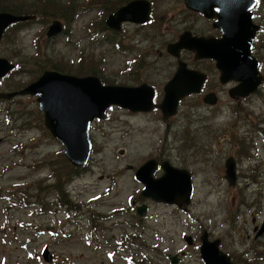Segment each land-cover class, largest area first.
Returning <instances> with one entry per match:
<instances>
[{"label": "rangeland", "instance_id": "rangeland-1", "mask_svg": "<svg viewBox=\"0 0 264 264\" xmlns=\"http://www.w3.org/2000/svg\"><path fill=\"white\" fill-rule=\"evenodd\" d=\"M56 1L79 5L72 21L60 14L58 8L65 5L54 4L59 13L47 16L42 15L40 5L34 19L10 27L0 42V56L19 64L7 77L5 89L23 87L55 62H63L68 64L64 72L70 74L86 75L88 69H96L106 84L149 83L155 90L154 102L159 103L162 87L177 67L166 45L185 30L190 34L211 30L207 22L186 10L183 0H151L153 22L141 28L124 24L119 35L105 27L99 33L96 29L104 26L109 12L128 0ZM258 4L254 12L263 14ZM54 19L66 29L48 39L46 30ZM181 59L190 68H210L209 63H196L188 52H182ZM38 61H46L41 71L36 67ZM217 82L212 72L207 88ZM231 84L219 89L220 100L214 107L201 104L200 96H190L179 104L176 115L165 120L158 109L134 113L110 107L104 118L91 124L93 152L65 189L71 200L66 207L56 204L58 194L46 186L53 179L48 178L53 167L42 161L62 154L63 147L45 128L36 96L8 104L0 101V264H42L37 255L45 245L56 257L54 264H127L126 258L134 255L138 259L142 253L154 260L152 264H170V256L176 252L177 264H202L198 246L204 229L211 237L221 238V247L229 249L236 264H244L237 256L240 253L251 257L252 252L244 253L250 247L264 251V235L254 239L253 231L264 220V138L258 133L264 129V92L249 96L238 111L230 108L227 89ZM191 120L196 124L192 131L205 134L236 130L240 125L246 140L239 145V181L235 186L227 184L221 170L226 157L233 155L230 140L201 152L190 150ZM148 158L168 160L192 173L194 193L186 210L133 198L142 187L134 179V170ZM40 187L47 188L39 191L38 197L30 196ZM141 203L147 204L146 215L138 217L141 223L134 228L128 223L138 221L135 208ZM93 210L104 220L91 221L88 215ZM134 229L143 238L141 247L146 248L115 250L118 239ZM186 235L194 240L190 246Z\"/></svg>", "mask_w": 264, "mask_h": 264}, {"label": "water", "instance_id": "water-1", "mask_svg": "<svg viewBox=\"0 0 264 264\" xmlns=\"http://www.w3.org/2000/svg\"><path fill=\"white\" fill-rule=\"evenodd\" d=\"M264 3V0H262ZM187 8L200 11L206 17H216L213 25L221 30L220 38L195 37L189 31L183 32L178 40L167 45V51L179 57L181 49L195 51L196 58H210L220 71L219 80L225 84L230 80L238 84L229 89L233 98L246 97L253 93L263 82L258 71V62L251 55V47L258 26L253 23V9L256 0H184ZM214 8L217 11L214 12ZM150 2L131 0L111 13L105 20L106 26L119 30L121 22L144 23L149 19ZM30 15H16L0 12V38L11 23L32 19ZM62 24L54 20L46 32L47 37L60 33ZM14 64L0 57V78ZM205 80V74L190 69L182 60L173 76L163 86V98L157 107L163 118L177 111L181 98L198 93ZM38 93V109L44 113V125L64 146V155L68 161L78 167L84 165L91 153L92 143L89 128L94 118H104L110 105H119L132 112H146L153 109V88L142 83L138 86L102 84L96 76H73L55 70L44 71L35 81L20 90L0 93V98L9 99L15 95H35ZM208 104H215L214 93L203 97ZM2 138H0V143ZM163 173L153 177L157 167L155 159L146 160L136 171L135 177L143 183L141 194L158 202L176 205L182 208L189 204L193 185L189 170L172 166L168 161L160 164ZM225 177L230 184L235 183V162L228 157L225 162ZM144 204L137 207L140 216L145 214ZM264 232V221L256 237ZM200 244V256L203 264H232L229 256L219 249V238L208 239L203 231ZM191 243V237H185ZM43 257L51 261L48 248L43 249ZM175 263V257L172 259Z\"/></svg>", "mask_w": 264, "mask_h": 264}, {"label": "flooded vegetation", "instance_id": "flooded-vegetation-1", "mask_svg": "<svg viewBox=\"0 0 264 264\" xmlns=\"http://www.w3.org/2000/svg\"><path fill=\"white\" fill-rule=\"evenodd\" d=\"M258 7H260L261 9H264V4L259 3ZM193 13H194V16H196L197 18H201L204 23L207 22L209 24V28L211 30L209 31V33H197V34L193 33L194 31H192L191 32L192 36L206 37V38H208V37L218 38L221 36L220 30L213 27L214 19L206 18L201 13H198V12H193ZM254 16H255V18H254L255 23L258 24L259 27H258L257 33L255 35V39L253 42L252 52L258 61L260 73L264 77V12H263V14H257L256 12H254ZM197 32H199V31H197ZM165 50H166V47H165ZM182 52L183 53H186V52L190 53L192 55L193 60L196 63H200V62L209 63L210 68L204 67V68H200V69L196 68V69L205 73V75H206L205 81L206 82H208L210 77H212V72L214 73V75H217V81L218 82L213 87L202 88V91L199 94H197L196 96H200L201 97L200 102H201V104H204L203 103V96L206 93L214 92L217 96V102H218L220 100V90L219 89L222 87V84L220 83L219 78H218L220 73L215 68V62L211 59H197V58H195V52L194 51L182 50ZM182 52L180 53V57H181ZM231 83L232 84L229 87L236 84V82H231ZM263 92H264V82H263V84L258 86V88L255 92V95L263 94ZM247 98H249V97L230 99L229 100V102L231 103L230 108L231 109L236 108L239 111L245 105L244 101H246ZM204 105H206V104H204ZM207 106L209 108L214 107V106H209V105H207ZM195 126H196V124L191 120L190 125L188 126V129L190 130L189 131V134H190V139H189L190 150H193L194 152H201L209 146L210 147H217L219 142H221L222 140H225V139H229L230 140L229 150H232V153L234 155V156L233 155H229V156L234 157L235 168H236L237 164L239 162L237 155L239 156V152L241 149L239 145L243 141L246 140V138L244 136L245 133L241 132L240 125L236 126V130H233V128H230V129L225 130L224 132H221L220 134H205L202 132L192 131ZM200 129H202V127L198 128V130H200ZM205 138H206V140H205ZM227 157H226V159H227ZM226 159L224 160V164H223L224 166H225ZM158 162H160V161H158ZM221 170L223 172L222 177L224 178V176H225L224 175V167H221ZM236 171H238V168L236 169ZM236 181H237L236 182V184H237L239 181L238 173L236 175ZM255 228H256V226H254L253 231H255Z\"/></svg>", "mask_w": 264, "mask_h": 264}, {"label": "trees", "instance_id": "trees-1", "mask_svg": "<svg viewBox=\"0 0 264 264\" xmlns=\"http://www.w3.org/2000/svg\"><path fill=\"white\" fill-rule=\"evenodd\" d=\"M28 2H31L28 4ZM42 2V3H41ZM67 3V4H66ZM108 3V2H107ZM56 6H64L65 7H59V11L60 14H62V16H64V18H66L69 21H72L73 17L75 16V12L79 9V5H77L75 2L69 1V2H65L63 5H59L57 3L56 0H33V1H29V0H0V11H9L15 14H35L37 10V8L41 5L42 6V10L41 13L43 16H47V15H55L57 13H59L58 11H56L55 9V5ZM101 28H104L101 24ZM8 31V30H7ZM4 36H6V32L4 34ZM9 42H13V40H9ZM46 61H38V63L36 64V67L39 71H41L43 69V66L45 64ZM63 63V62H62ZM61 62H55L54 64V68L61 70L62 72H64V68H66L65 64L63 65ZM89 71H87V74H97V70L96 69H88ZM28 71L30 72V70L28 69ZM78 71H81V69L79 68ZM16 72V71H15ZM78 74H83L81 72H76ZM75 75V74H74ZM8 86V85H7ZM10 90H14L17 89V87H9ZM19 88V87H18ZM53 157V156H52ZM45 161H47V164H51L52 165V169L50 172V176L53 179H51V182L48 183L46 186L50 187L55 193H57V198L58 200H55L60 206L62 207H66V206H70V199L69 196H67L66 192H65V187L68 186V184L72 181V179L77 176V174H79V169L73 167L65 158L62 154L58 155V156H54L53 159H44L42 162L45 165ZM67 172V173H64ZM62 173H64L62 175ZM45 188L47 187H43V188H39L38 191L35 192V194L30 195L32 197H38L39 196V191L41 190H45ZM89 216L90 219L93 221L94 219L97 220H104V216L98 212H96L95 210H93L92 212H89ZM139 221L141 223V219H139L138 221L135 220L132 222V226L134 228L135 224L138 225ZM129 237H132L134 239L133 243L136 244L137 240H141V237L139 234H130L128 235ZM137 247H140V245H138Z\"/></svg>", "mask_w": 264, "mask_h": 264}]
</instances>
